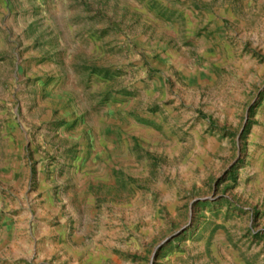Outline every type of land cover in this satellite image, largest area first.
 Wrapping results in <instances>:
<instances>
[{"label":"rangeland","instance_id":"rangeland-1","mask_svg":"<svg viewBox=\"0 0 264 264\" xmlns=\"http://www.w3.org/2000/svg\"><path fill=\"white\" fill-rule=\"evenodd\" d=\"M0 264H264V0H0Z\"/></svg>","mask_w":264,"mask_h":264}]
</instances>
